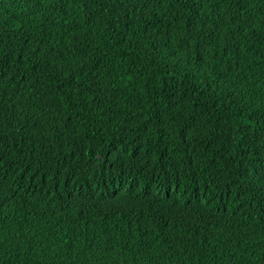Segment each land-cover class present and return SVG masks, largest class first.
I'll list each match as a JSON object with an SVG mask.
<instances>
[{
    "label": "trees",
    "instance_id": "1",
    "mask_svg": "<svg viewBox=\"0 0 264 264\" xmlns=\"http://www.w3.org/2000/svg\"><path fill=\"white\" fill-rule=\"evenodd\" d=\"M0 264H264V0H0Z\"/></svg>",
    "mask_w": 264,
    "mask_h": 264
}]
</instances>
